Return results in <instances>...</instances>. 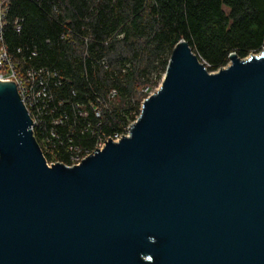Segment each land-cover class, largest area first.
I'll use <instances>...</instances> for the list:
<instances>
[{"label":"water","instance_id":"water-1","mask_svg":"<svg viewBox=\"0 0 264 264\" xmlns=\"http://www.w3.org/2000/svg\"><path fill=\"white\" fill-rule=\"evenodd\" d=\"M0 80V264H264V49L210 71L182 39L130 133L48 164Z\"/></svg>","mask_w":264,"mask_h":264},{"label":"trees","instance_id":"trees-1","mask_svg":"<svg viewBox=\"0 0 264 264\" xmlns=\"http://www.w3.org/2000/svg\"><path fill=\"white\" fill-rule=\"evenodd\" d=\"M6 7L0 53L20 77L49 73L34 135L48 161L65 164L71 147L92 151L125 132L180 40L210 71L231 53L245 58L264 46V0H9Z\"/></svg>","mask_w":264,"mask_h":264},{"label":"built area","instance_id":"built-area-1","mask_svg":"<svg viewBox=\"0 0 264 264\" xmlns=\"http://www.w3.org/2000/svg\"><path fill=\"white\" fill-rule=\"evenodd\" d=\"M8 1L9 0H0V28L2 27V21L6 14V10H7L6 3ZM18 29H20V26H18ZM263 49H264V46L262 50ZM5 65H9L12 68V72L9 75L4 74V72L2 71V68ZM48 74H49L48 72L41 69L38 71H35V70L27 71L25 78L18 76L16 72L13 70V67L10 63V58H9L7 51L4 48H1L0 80L16 82L19 95L32 118L33 131H35L36 126L40 122V117H41L42 110H43V104L41 103V99L47 96V87H48L47 75ZM152 92H150V94ZM114 95H115V92L112 91L111 97H113ZM93 111L97 117L101 115V109L98 106L93 105ZM139 115L137 116L135 120L129 123L125 132L121 134H116L115 136L111 137V139L114 141H119L123 136L129 135L131 126L138 119ZM109 138H106L105 140H100L92 151H85L84 153L78 148L71 147V150H72L71 163L66 164V165L73 166V165L80 164L83 159H85L90 154H93L94 151H96V148L102 149L105 146L106 141L109 140ZM47 162L48 164H52V163H56L60 161L55 162V161L47 160Z\"/></svg>","mask_w":264,"mask_h":264},{"label":"rangeland","instance_id":"rangeland-1","mask_svg":"<svg viewBox=\"0 0 264 264\" xmlns=\"http://www.w3.org/2000/svg\"><path fill=\"white\" fill-rule=\"evenodd\" d=\"M229 62H230V61H229ZM160 84H161V83H160ZM160 84L154 88L153 92L159 88Z\"/></svg>","mask_w":264,"mask_h":264}]
</instances>
